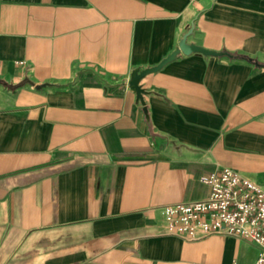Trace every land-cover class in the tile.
Instances as JSON below:
<instances>
[{
	"label": "crops",
	"instance_id": "obj_1",
	"mask_svg": "<svg viewBox=\"0 0 264 264\" xmlns=\"http://www.w3.org/2000/svg\"><path fill=\"white\" fill-rule=\"evenodd\" d=\"M190 27L259 65L179 52L139 99ZM221 167L264 186V0H0V264H253L163 232Z\"/></svg>",
	"mask_w": 264,
	"mask_h": 264
},
{
	"label": "built area",
	"instance_id": "obj_2",
	"mask_svg": "<svg viewBox=\"0 0 264 264\" xmlns=\"http://www.w3.org/2000/svg\"><path fill=\"white\" fill-rule=\"evenodd\" d=\"M199 180L210 187L208 197L162 207L163 232L186 240L212 234L244 237L259 249L253 264H264V186L228 167Z\"/></svg>",
	"mask_w": 264,
	"mask_h": 264
},
{
	"label": "water",
	"instance_id": "obj_3",
	"mask_svg": "<svg viewBox=\"0 0 264 264\" xmlns=\"http://www.w3.org/2000/svg\"><path fill=\"white\" fill-rule=\"evenodd\" d=\"M192 30H193V28L190 27V29H188V31L180 39V41L178 43V48L175 51H173L172 53H170L169 55H167L165 58H163L157 65L147 67V68L141 69V70L133 73L131 78L128 80V85L132 90L135 91V93L139 99H141V96L143 93V90L139 84V81L141 80V78H143L146 74L154 72V71L158 70L159 68H161L165 63L172 60L176 56V54H178L179 52H181L183 54H190V53L196 52V53H201V54L207 55V56L208 55H211V56H227L229 58L241 57L243 59H246L247 61L253 62L255 65H259V63L254 61V59H252L248 56H245V55H242V56L233 55L232 53H230L229 51H226V50L217 51V50L205 48V47L198 45V44H195V43L187 42V36L189 34H191ZM61 84H63V83H61V82L54 83V82H47L46 81V82H43L40 84H35L34 88L35 89H41V88L46 87V86L56 87V86H59ZM143 111L145 113L146 118H148L146 106H143Z\"/></svg>",
	"mask_w": 264,
	"mask_h": 264
}]
</instances>
